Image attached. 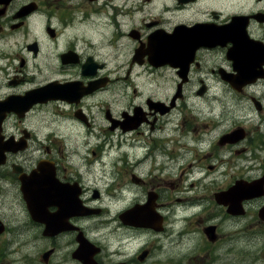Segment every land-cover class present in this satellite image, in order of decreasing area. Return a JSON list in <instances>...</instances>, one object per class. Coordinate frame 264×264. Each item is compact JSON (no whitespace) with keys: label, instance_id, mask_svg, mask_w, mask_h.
Returning <instances> with one entry per match:
<instances>
[{"label":"flooded vegetation","instance_id":"obj_1","mask_svg":"<svg viewBox=\"0 0 264 264\" xmlns=\"http://www.w3.org/2000/svg\"><path fill=\"white\" fill-rule=\"evenodd\" d=\"M53 1L75 9L71 15L72 22L78 23L72 24L74 44L61 50L59 42L63 34L59 39L41 41L37 47L26 46L24 50L29 55L37 54L56 68L71 69V74H56L50 82L67 83L78 91L63 93V100L52 99L45 104L61 103L73 110V117L82 125L91 123L86 105L106 97L111 103L134 104L131 110L116 112L117 115L109 110L105 112L110 131L117 129L126 135L146 127L145 133L137 134H154L157 140H164L170 131V126L164 125L171 114L166 115L173 112L184 94L180 93L174 102V96L168 97V103L149 99L147 93L159 92L157 85L146 84L153 80L147 77L145 67L167 75L164 81L152 83L159 82L166 87L175 84V91L179 84L184 88L197 83L201 85L196 91L200 96L210 95L208 83L237 80L252 70L264 73V0H0V30L24 28L37 16L41 18L37 27L43 33L49 26L64 28L61 20L42 12ZM28 11L31 13L26 15ZM243 28L248 33L247 40L241 33ZM79 36H85L87 43L80 45ZM121 57L127 60L119 62ZM236 60L250 63L236 67ZM19 62L20 66L27 65L22 58ZM13 78L9 85L23 80L17 75ZM260 79L264 75L257 81ZM249 86L235 91V95L244 93ZM48 107L40 105L39 110ZM255 110L260 107L255 106ZM30 139L20 140L17 147L28 150ZM228 140L229 137H222L220 144ZM137 141L134 137L133 142ZM218 142L219 139L216 145L220 147L236 144L219 145ZM82 146L79 139L70 150L76 151ZM49 154L47 149L31 161L9 154L6 163L0 166V264H209L214 257L215 249L209 251L207 239H219V225L200 219L180 233L183 238L191 232V227L200 233V242L190 250L195 251V257L181 255L179 258L176 248L170 249L168 239L174 236L171 225L176 223H166L158 211L159 195L155 186L150 190L155 215L146 222L148 228L138 227L139 222L126 219V212L122 211L114 217L120 230L97 232L98 238L92 237L89 219L103 216V210L95 206L101 198L100 192L93 190L87 198L85 172L78 170L80 166L64 167L62 159L65 158L60 152L56 153L58 157L51 158ZM151 154L137 162L133 160L131 166L138 170L145 168ZM242 180L246 183L241 188L250 199L243 202V215H227L229 221L243 220L246 215L250 219L260 218L259 211L264 205V169L256 178L237 181ZM134 183L141 180L137 178ZM232 189L229 188L227 196H217V202L235 212L237 209L232 203L242 197L243 191L239 187ZM109 190L112 198L123 201L131 190L139 189L114 181ZM12 202L20 208L18 214H14ZM248 204L251 209L258 208L249 212ZM199 206L200 199L196 197L191 207ZM134 214L141 219L148 217L139 208ZM163 256L166 259L162 260Z\"/></svg>","mask_w":264,"mask_h":264},{"label":"rangeland","instance_id":"obj_2","mask_svg":"<svg viewBox=\"0 0 264 264\" xmlns=\"http://www.w3.org/2000/svg\"><path fill=\"white\" fill-rule=\"evenodd\" d=\"M74 11L61 2L53 1L42 12L61 20L64 28L49 26L47 32L43 33L37 27L41 19L37 16L30 19L24 28L0 30V98L40 86L56 74H71V69L56 68L54 64L42 61L35 53L27 54L24 48L37 47L41 41L59 39L63 34L64 38L59 42L61 50L73 45L72 24H78L72 22ZM30 13L28 11L26 15ZM78 43H87L86 37L79 36ZM20 58L26 60V66H20ZM124 60L127 58L121 57L119 62ZM145 72L153 80L151 82L164 76L148 67H145ZM13 74L23 80L12 86L9 81H14L16 75ZM210 86L211 94L203 98H197L196 90L200 84L185 86V100L178 102L173 112L166 115L171 114V117L169 123L163 125L166 128L170 126V131L164 140H157L154 134H137L145 133L146 127L126 135H121L117 129L110 131L111 125L104 118L105 112L109 110L112 115H117L116 111H129L134 104L127 101L111 103L106 97L86 105L91 119L88 127L73 118V111L63 108L62 104L52 103L41 111H37L40 107L33 108L22 121L14 116L9 117L1 134L4 140L11 137L18 139L22 130L32 135L28 150L19 153L20 160H34L48 149L51 158L58 157L57 152L61 153V157L65 158L62 159L64 167L80 166L78 170L85 172L87 198L91 197L93 190L99 191L101 198L95 206L104 210L103 216L89 219L92 237L98 238L97 232L120 230L115 215L131 207L133 197L138 196L137 204L146 203V194L155 186L159 195L158 211L164 215L166 223H176L171 225L174 226V236L168 239V246L170 249L176 248L179 258L181 255L195 257V251L190 250L192 245L200 242V233L194 227L183 238L180 233L200 219L207 224L219 225V239H207L209 251L215 249L209 264H264V225L259 223L258 218L250 219V215L244 216L243 220L229 221L226 208L218 204L214 197L230 183L234 185L241 178L247 181L256 178L264 169V81L258 82L253 91L238 95L219 83ZM159 91L169 94L172 88L159 87ZM194 98L205 100L206 105H195ZM255 104L260 110H255ZM239 127L244 133L243 141L222 147L216 145L218 139L221 141L222 137L228 136V131ZM134 137L137 143L133 142ZM79 139H82L83 146L71 151L70 148ZM222 149L226 151L222 152ZM148 153L152 154L145 168L138 170V167L134 169L131 166L133 160H142V156ZM133 177H138L142 182L135 185ZM114 181L126 182L139 190H131L130 196L126 195L123 201L117 199L111 202L109 186ZM9 195H12L11 192ZM196 197L200 199V206L194 209L190 203L194 204ZM176 198L182 201L176 202ZM12 206L14 214L21 211L13 202ZM247 207L249 212L256 210ZM163 259L166 257L163 256Z\"/></svg>","mask_w":264,"mask_h":264},{"label":"water","instance_id":"obj_3","mask_svg":"<svg viewBox=\"0 0 264 264\" xmlns=\"http://www.w3.org/2000/svg\"><path fill=\"white\" fill-rule=\"evenodd\" d=\"M64 89H66V87H64ZM50 97H51L50 88L43 87V88H40L39 90L28 92L24 97H21V98L17 97L16 99H19V101H17L16 103H13L11 101V98L6 99L4 102H0V123L5 118L6 112L13 111L14 113H18V115L21 116V113H19L18 110L25 111L30 107L31 104L35 102L45 101V99L50 98ZM24 103H28L29 105L25 106ZM3 155H4L3 152H1L0 153V156H2L1 159H3ZM2 162L3 161H0V163Z\"/></svg>","mask_w":264,"mask_h":264},{"label":"bare ground","instance_id":"obj_4","mask_svg":"<svg viewBox=\"0 0 264 264\" xmlns=\"http://www.w3.org/2000/svg\"><path fill=\"white\" fill-rule=\"evenodd\" d=\"M136 160H140V159H139V158H136ZM137 184H140V183H137ZM137 184H136V185H137Z\"/></svg>","mask_w":264,"mask_h":264}]
</instances>
